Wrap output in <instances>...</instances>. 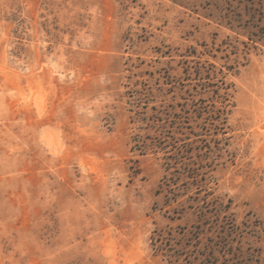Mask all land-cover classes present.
Returning a JSON list of instances; mask_svg holds the SVG:
<instances>
[{
  "label": "rangeland",
  "instance_id": "374dc122",
  "mask_svg": "<svg viewBox=\"0 0 264 264\" xmlns=\"http://www.w3.org/2000/svg\"><path fill=\"white\" fill-rule=\"evenodd\" d=\"M0 264H264V0H0Z\"/></svg>",
  "mask_w": 264,
  "mask_h": 264
},
{
  "label": "trees",
  "instance_id": "16d2710c",
  "mask_svg": "<svg viewBox=\"0 0 264 264\" xmlns=\"http://www.w3.org/2000/svg\"><path fill=\"white\" fill-rule=\"evenodd\" d=\"M224 99H225V100H227V98H226V97H224Z\"/></svg>",
  "mask_w": 264,
  "mask_h": 264
}]
</instances>
